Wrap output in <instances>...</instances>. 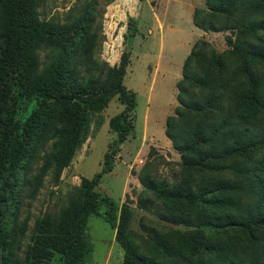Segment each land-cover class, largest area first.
Returning a JSON list of instances; mask_svg holds the SVG:
<instances>
[{"label": "trees", "instance_id": "obj_1", "mask_svg": "<svg viewBox=\"0 0 264 264\" xmlns=\"http://www.w3.org/2000/svg\"><path fill=\"white\" fill-rule=\"evenodd\" d=\"M205 4L207 13L199 19L195 11L193 25L206 32L214 30L212 23L217 21L219 30L235 34L229 53L239 61L238 73L243 80L229 90L230 104L224 111L219 103L221 96H218L225 89L218 57L213 59L215 77L208 73L200 77L193 72L200 62L195 48L185 58L181 80L175 85L178 106L173 116L166 118L164 130L165 137L180 155L182 174L178 181L170 184L138 178L151 196L149 201L140 199L138 208L188 231L161 236L149 229L145 241L148 254L143 255L127 239L128 206L122 204L115 218L113 203L93 190L101 175L111 172L118 146L131 131L127 118L135 106V97L121 83L125 59L121 57L119 65L106 68L103 75L90 57L88 21L77 19L61 25L40 21L36 12L38 0H2L0 264H18L6 238L9 233L5 224L10 211L3 193L6 182L18 168L28 138L33 132L48 134L52 143L50 151L43 156L44 167L64 168L83 140L88 113L102 109L113 96H117L123 109L108 121L115 140L111 142V149L103 154L100 171L90 179H80L58 217L36 224V234L32 245L24 252V262L39 264L57 254L62 264H83L88 253L86 219L99 216L97 208L103 204L107 210L102 220L115 225L114 240L123 250L122 264H264V237L252 236L255 231L264 230V159L252 174L242 168L235 171L240 182L190 174L220 169L210 162L245 157L264 148V129L258 119L264 113L262 87L250 70L255 62L264 63V49L250 42V39L257 41V31L264 33V25L253 21L255 16L264 15V0H205ZM40 52L46 61H39ZM79 66L81 71H78ZM191 87L199 92L208 87L216 93L192 100L188 95ZM20 100L35 101L33 110L21 122L16 118ZM195 113L213 119L214 125L208 126L204 120L192 122ZM180 122L181 131L175 132ZM205 127L211 129L207 138L203 133ZM227 193L251 197L253 205L243 208ZM227 229L246 234L247 243L243 246L228 235L217 238L203 234L206 231L223 233ZM203 256L209 257L208 263Z\"/></svg>", "mask_w": 264, "mask_h": 264}, {"label": "rangeland", "instance_id": "obj_2", "mask_svg": "<svg viewBox=\"0 0 264 264\" xmlns=\"http://www.w3.org/2000/svg\"><path fill=\"white\" fill-rule=\"evenodd\" d=\"M1 4L2 0L0 10ZM195 11L197 18L202 19L207 13L205 0H38L36 8L40 21H53L58 25L77 19L88 21L90 57L103 75L106 68L117 67L121 57L126 61L121 83L135 97V106L127 118L131 131L118 146L111 172L102 174L93 190L99 197H106L113 203L115 218L122 204L128 206L127 239L143 255L148 254L145 241L149 229L161 236L188 231L185 227L164 223L152 213L138 208L140 199L144 202L151 197L138 178H153L170 184L178 181L182 174L180 155L165 137L164 130L166 118L173 116L174 108L178 106L175 85L181 80L185 58L195 48L200 62L193 72L200 77L205 73L215 77L217 70L213 59L218 57L225 83V89L218 96H221L219 103L224 111L230 104L229 90L243 80L238 73L239 61L229 53L235 34L219 30L217 21L212 23L214 30L202 31L193 25ZM253 21L264 25V15L255 16ZM255 37L257 41L250 39V42L264 49V33L257 31ZM45 59L40 52L39 61ZM81 70L79 66L78 71ZM250 70L260 80L264 101V63L255 62ZM215 93L208 87L201 92L191 87L188 95L194 100ZM34 107V100H20L16 118L20 122L25 120ZM122 109L117 96H113L102 109L88 113L83 140L64 168L44 167L43 156L50 151L52 143L46 136L48 134L33 132L28 138L18 168L6 182L3 193L10 211L5 224L9 233L6 238L10 253L18 264H29L23 260L24 252L33 243L36 224L58 217L67 206L73 189L79 186L80 179H90L100 171L103 154L111 149V142L115 140L108 121ZM258 119L264 129V113ZM197 120H204L208 126L215 123L213 119H206L203 113L193 114L191 121ZM181 125L180 122L175 132L181 131ZM210 131L205 127L206 138ZM263 159L264 148H260L245 157H226L210 162L220 169L192 171L190 174L198 178L215 177L229 183L240 182L235 171L242 168L252 174ZM227 195L243 208L254 202L253 198L240 193ZM97 210L99 216L86 219L88 253L83 264H122L123 250L114 240L115 225L102 220L107 210L103 204ZM203 234L217 238L228 235L243 246L248 238L236 229ZM252 236L264 237V230L255 231ZM203 258L208 263L209 257ZM158 262L163 263L162 260ZM39 264H62V259L53 254Z\"/></svg>", "mask_w": 264, "mask_h": 264}]
</instances>
